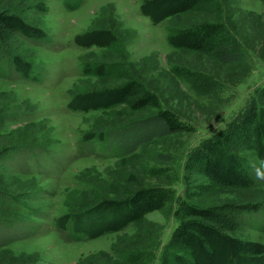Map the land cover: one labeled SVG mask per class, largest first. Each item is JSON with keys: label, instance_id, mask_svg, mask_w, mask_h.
Wrapping results in <instances>:
<instances>
[{"label": "rangeland", "instance_id": "374dc122", "mask_svg": "<svg viewBox=\"0 0 264 264\" xmlns=\"http://www.w3.org/2000/svg\"><path fill=\"white\" fill-rule=\"evenodd\" d=\"M143 1L79 0L66 9L61 0H0V11L18 14L47 35L42 43L17 39L9 52L0 51L3 57L16 52L35 68V78L24 80L0 61V134L14 147L13 156L0 162V192L8 203L0 204V264H161L177 224L176 199L188 198L185 177L191 193L195 186L206 187L188 198L198 206L257 204L259 211L245 216L247 225L236 237L264 244V168L249 153L241 158L255 178L250 188L219 187L184 167L188 152L264 85V0H217V13H184L157 26L140 14ZM206 22H222L237 37L240 63L220 65L168 44L175 30ZM101 29L115 32L109 48L76 45L75 36ZM98 64L106 76L83 72ZM175 68L205 72L216 81V91L198 96L174 75ZM122 74L143 83L193 131L157 139L129 155L101 140L86 144L87 135L108 136L154 113L124 107L67 110L76 94L114 86ZM134 184L168 189L173 201L120 232L92 240L71 241L67 231L55 229L58 217L82 213L101 199H122Z\"/></svg>", "mask_w": 264, "mask_h": 264}, {"label": "trees", "instance_id": "16d2710c", "mask_svg": "<svg viewBox=\"0 0 264 264\" xmlns=\"http://www.w3.org/2000/svg\"><path fill=\"white\" fill-rule=\"evenodd\" d=\"M61 2L66 9L76 8L79 4V0ZM218 8L217 0H144L139 11L150 24L157 26L180 14L211 15L217 13ZM46 38L43 30L28 24L18 14L0 11V51L13 48L17 39L42 43ZM74 39L80 48L103 49L115 43L116 35L112 29H101L85 32ZM167 42L174 49L201 55L220 65L243 60L240 41L222 22L199 23L175 30L168 35ZM15 53L10 52L7 57L0 55V61L21 79L35 78V68ZM84 71L86 75L97 77L106 76L107 72L101 64L85 66ZM173 73L200 97L208 98L217 89L214 78L205 72L175 68ZM116 107L133 112L149 108L154 113L112 130L108 136L87 135L86 144L101 140L107 145L118 146L123 155H129L157 139L193 131L178 114L163 108L154 92L127 74L120 75L114 86L76 94L67 104V110L82 113ZM7 121L13 122L14 119ZM13 151V145L0 134V162L12 157ZM244 153H249L251 159L264 168V85L253 90L244 105L220 130L202 139L188 152L184 167L219 187L250 188L255 185V178L245 159L241 158ZM129 182H135L133 177ZM183 182L188 198L206 190L205 186H195L191 193L189 179L185 177ZM2 196L4 194L0 192V204L8 205ZM188 198L185 201V198L176 199L174 216L177 224L163 246L161 264H264V244L236 237L237 232L247 225L245 216L259 211L257 204L224 203L203 207L189 202ZM172 201L173 194L168 189L134 184L124 198L101 199L82 213L58 217L54 227L57 231H67L71 241L77 242L84 237L92 240L120 232L146 215L162 210Z\"/></svg>", "mask_w": 264, "mask_h": 264}]
</instances>
